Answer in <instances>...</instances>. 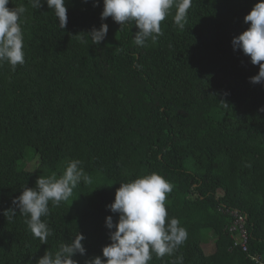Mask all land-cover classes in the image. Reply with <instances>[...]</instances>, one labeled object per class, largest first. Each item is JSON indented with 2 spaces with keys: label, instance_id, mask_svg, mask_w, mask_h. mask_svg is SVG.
<instances>
[{
  "label": "trees",
  "instance_id": "16d2710c",
  "mask_svg": "<svg viewBox=\"0 0 264 264\" xmlns=\"http://www.w3.org/2000/svg\"><path fill=\"white\" fill-rule=\"evenodd\" d=\"M258 2L193 0L183 29L173 8L163 34L141 47L135 22L121 29L101 20L103 0H66L63 29L46 3L10 0V9L26 8L25 62L14 70L0 62V264H35L77 233L86 249L78 264L102 257L120 183L152 173L171 183L167 219H178L187 238L149 264H264V83L249 82L259 66L232 44ZM102 23V43H81ZM72 160L91 183L49 203L42 220L52 235L42 244L13 200L40 176H62Z\"/></svg>",
  "mask_w": 264,
  "mask_h": 264
},
{
  "label": "clouds",
  "instance_id": "9594fccd",
  "mask_svg": "<svg viewBox=\"0 0 264 264\" xmlns=\"http://www.w3.org/2000/svg\"><path fill=\"white\" fill-rule=\"evenodd\" d=\"M192 2L193 0H103L101 20L111 17L121 25V29L125 24L135 22L139 31L134 37V43L144 47L148 40L154 42L163 34L161 22L173 8V22L183 29ZM9 3L10 0H0V62H7L14 70L17 65L25 62L20 18L26 8L19 6L10 9ZM44 3L54 11L59 27L65 28L68 23L66 0H29L33 8H40ZM244 22L249 26L233 39V48L242 50L250 57L253 65L259 66L258 74L250 77L249 82L253 85L261 84L264 83V63H261L264 62V0H259L254 5ZM108 31L107 23H102L99 29L94 27L89 34L80 35L81 43H86L83 36H87L94 44L99 45L105 40ZM80 165L81 161L72 160L59 178L55 175L40 176L35 188L24 187L21 195L13 200L20 214L26 217L28 229L42 244H46L48 237L52 235V230L42 220V217L49 214V203L59 206L69 200L78 184L91 183V177ZM171 191V183L157 173L120 183L114 202L107 206L112 213L118 214L116 223L112 216L106 218L111 243L103 247L102 257L96 256L88 264H149L153 253L157 258L171 256L187 238V231L180 226L178 219H167L165 201ZM8 213L16 215L12 210L6 211L4 215ZM84 240L85 236L77 233L70 242L61 243L55 253L46 250L35 264H78L74 257L86 254L82 243ZM173 264H183L182 257H178Z\"/></svg>",
  "mask_w": 264,
  "mask_h": 264
},
{
  "label": "built area",
  "instance_id": "2783aa9c",
  "mask_svg": "<svg viewBox=\"0 0 264 264\" xmlns=\"http://www.w3.org/2000/svg\"><path fill=\"white\" fill-rule=\"evenodd\" d=\"M235 215L237 217L235 225H236V223L239 224L240 228L242 229V232H241L240 236L245 237V232L246 231L243 229V224L245 222L246 217L240 212L239 213H235ZM234 229H235V226H234L233 230Z\"/></svg>",
  "mask_w": 264,
  "mask_h": 264
},
{
  "label": "rangeland",
  "instance_id": "374dc122",
  "mask_svg": "<svg viewBox=\"0 0 264 264\" xmlns=\"http://www.w3.org/2000/svg\"><path fill=\"white\" fill-rule=\"evenodd\" d=\"M37 163H38V159L37 158L28 161L27 165H26L27 170H32L33 167H35ZM205 246H206L207 252H209L211 250V248H212V245L211 244L209 245V243L207 245H205Z\"/></svg>",
  "mask_w": 264,
  "mask_h": 264
}]
</instances>
